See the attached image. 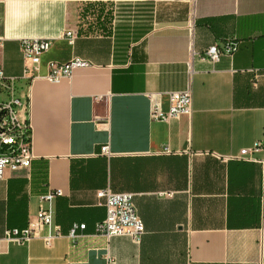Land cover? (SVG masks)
<instances>
[{
    "label": "crops",
    "instance_id": "1",
    "mask_svg": "<svg viewBox=\"0 0 264 264\" xmlns=\"http://www.w3.org/2000/svg\"><path fill=\"white\" fill-rule=\"evenodd\" d=\"M135 36L73 30L76 6L60 0L0 2V68L18 74V38L50 37L48 61L79 56L89 64L68 77L33 79L28 119L34 157L0 177L4 227L34 218L37 194L59 187L50 202L62 235L0 239V264H264V160L226 158L264 144V0L154 2ZM239 39L233 55L211 62L198 53L214 41ZM191 87L192 108L151 119L153 100ZM106 120L107 128L96 125ZM107 143L109 154L98 152ZM264 159V149L255 153ZM130 191L143 225L139 241L104 237L98 188ZM72 223H84L74 239ZM44 229H42V232Z\"/></svg>",
    "mask_w": 264,
    "mask_h": 264
},
{
    "label": "built area",
    "instance_id": "2",
    "mask_svg": "<svg viewBox=\"0 0 264 264\" xmlns=\"http://www.w3.org/2000/svg\"><path fill=\"white\" fill-rule=\"evenodd\" d=\"M4 0H0L2 2ZM63 2H119L130 0H60ZM151 2H183L192 8L195 0H149ZM73 30L65 29L64 35L70 41ZM50 37L22 36L18 38V50L22 65L18 74H7L0 68V177L5 169L15 170L29 167L34 157L31 149V130L28 119V87L30 82L42 77L49 82H57L62 77H68L78 66L89 64V61L79 56H72L65 61H48L46 71L38 72L40 53L48 48ZM239 40L227 37L221 42L214 41L198 53L199 58L211 62L219 60L221 55H233L238 49ZM168 107L163 109L153 100L148 114L151 119L169 120L180 113L189 114L192 108L191 87L187 84L180 89L167 91ZM100 128H107L106 120L96 121ZM264 149L261 139L253 141L249 146L242 147L237 154L226 155V158L263 161L255 153ZM100 154H109L107 143L99 146ZM62 194L59 187H49L37 194L38 207L34 218L24 227H4L0 239L22 243L32 237H40L44 245L49 246L52 240L60 235L59 227L52 223L50 202ZM95 195L102 198L104 216L94 225V232L104 237L124 235L133 241H139L143 233V225L136 212L130 191H115L108 186L98 188ZM84 223H72L65 235L74 239L80 234ZM42 229L44 231L42 232Z\"/></svg>",
    "mask_w": 264,
    "mask_h": 264
},
{
    "label": "rangeland",
    "instance_id": "3",
    "mask_svg": "<svg viewBox=\"0 0 264 264\" xmlns=\"http://www.w3.org/2000/svg\"><path fill=\"white\" fill-rule=\"evenodd\" d=\"M76 6L74 27L80 31L112 33L116 38L135 36L147 22L149 0L70 2Z\"/></svg>",
    "mask_w": 264,
    "mask_h": 264
},
{
    "label": "trees",
    "instance_id": "4",
    "mask_svg": "<svg viewBox=\"0 0 264 264\" xmlns=\"http://www.w3.org/2000/svg\"><path fill=\"white\" fill-rule=\"evenodd\" d=\"M224 39H226V38H224ZM224 39H223V40H224ZM235 39H237V38H235ZM237 40H239V39H237Z\"/></svg>",
    "mask_w": 264,
    "mask_h": 264
}]
</instances>
